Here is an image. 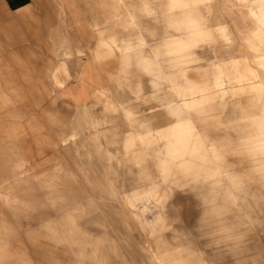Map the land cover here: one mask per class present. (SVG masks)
Listing matches in <instances>:
<instances>
[{"label":"rangeland","instance_id":"obj_1","mask_svg":"<svg viewBox=\"0 0 264 264\" xmlns=\"http://www.w3.org/2000/svg\"><path fill=\"white\" fill-rule=\"evenodd\" d=\"M23 2L0 264H264V0Z\"/></svg>","mask_w":264,"mask_h":264},{"label":"crops","instance_id":"obj_2","mask_svg":"<svg viewBox=\"0 0 264 264\" xmlns=\"http://www.w3.org/2000/svg\"><path fill=\"white\" fill-rule=\"evenodd\" d=\"M23 1L24 0H0V4L4 8V10L8 12V14L12 13L11 16H13V10H15L14 7L22 5L24 3ZM10 17L7 20V22H10ZM11 22H15V21H11ZM75 62H79V61L75 60ZM68 100H70V99H68ZM70 101L73 102L72 100H70Z\"/></svg>","mask_w":264,"mask_h":264}]
</instances>
